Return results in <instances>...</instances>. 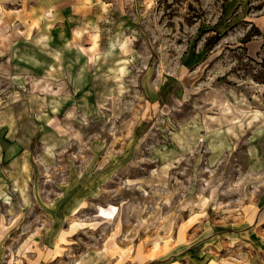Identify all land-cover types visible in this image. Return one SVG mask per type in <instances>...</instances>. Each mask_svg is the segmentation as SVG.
I'll use <instances>...</instances> for the list:
<instances>
[{"label":"rangeland","instance_id":"obj_1","mask_svg":"<svg viewBox=\"0 0 264 264\" xmlns=\"http://www.w3.org/2000/svg\"><path fill=\"white\" fill-rule=\"evenodd\" d=\"M263 18L0 0V264H264Z\"/></svg>","mask_w":264,"mask_h":264},{"label":"trees","instance_id":"obj_2","mask_svg":"<svg viewBox=\"0 0 264 264\" xmlns=\"http://www.w3.org/2000/svg\"><path fill=\"white\" fill-rule=\"evenodd\" d=\"M258 9H259V8H258ZM260 34H261L260 30H258V31L256 32V35H260ZM220 38H221L220 35L216 37L217 40H219ZM248 40H249V38H247V40H245V43H247ZM263 46H264V42H263V44H262V47H263ZM262 82H264V80H263Z\"/></svg>","mask_w":264,"mask_h":264},{"label":"crops","instance_id":"obj_3","mask_svg":"<svg viewBox=\"0 0 264 264\" xmlns=\"http://www.w3.org/2000/svg\"><path fill=\"white\" fill-rule=\"evenodd\" d=\"M237 3L239 4V3H241V2L239 1V2H237ZM239 5H240V4H239ZM261 21H263V22H262V26H264V18H263V20H261Z\"/></svg>","mask_w":264,"mask_h":264},{"label":"bare ground","instance_id":"obj_4","mask_svg":"<svg viewBox=\"0 0 264 264\" xmlns=\"http://www.w3.org/2000/svg\"><path fill=\"white\" fill-rule=\"evenodd\" d=\"M251 82H254L253 80H251ZM236 136V135H235Z\"/></svg>","mask_w":264,"mask_h":264}]
</instances>
